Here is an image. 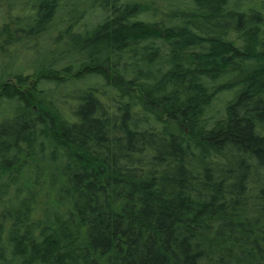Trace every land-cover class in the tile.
I'll return each mask as SVG.
<instances>
[{
	"label": "trees",
	"instance_id": "obj_1",
	"mask_svg": "<svg viewBox=\"0 0 264 264\" xmlns=\"http://www.w3.org/2000/svg\"><path fill=\"white\" fill-rule=\"evenodd\" d=\"M19 1L0 58L65 49L0 69V264H264V0Z\"/></svg>",
	"mask_w": 264,
	"mask_h": 264
},
{
	"label": "rangeland",
	"instance_id": "obj_2",
	"mask_svg": "<svg viewBox=\"0 0 264 264\" xmlns=\"http://www.w3.org/2000/svg\"><path fill=\"white\" fill-rule=\"evenodd\" d=\"M26 2V0H21L19 2H13L14 4H21ZM164 6L167 4H173V0H162ZM77 5L80 10L88 9V0H77ZM163 5L161 2H159ZM29 14L28 12L25 13ZM61 26V25H60ZM51 34L47 37L38 38L39 43L36 44L35 49L30 51H21L19 47L13 49L10 55L0 58V69L7 68L11 72H18L23 70L28 65V69L31 73L33 66L48 65L54 61L55 58L59 57V54L65 49L62 42L55 43L57 38V31H51L46 35ZM45 35V36H46ZM218 102H220L218 100Z\"/></svg>",
	"mask_w": 264,
	"mask_h": 264
}]
</instances>
